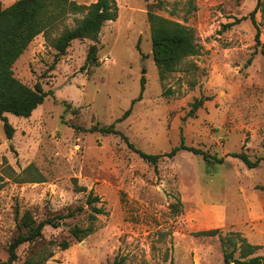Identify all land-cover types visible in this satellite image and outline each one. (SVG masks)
Returning <instances> with one entry per match:
<instances>
[{
    "label": "rangeland",
    "instance_id": "374dc122",
    "mask_svg": "<svg viewBox=\"0 0 264 264\" xmlns=\"http://www.w3.org/2000/svg\"><path fill=\"white\" fill-rule=\"evenodd\" d=\"M116 1L118 18L106 22L97 42L75 40L57 57L41 34L13 66L22 83L40 84L49 96L29 118L6 114L11 139L0 120V262L8 260L27 211L37 221L75 215L20 246L16 264H223L219 237L196 235L211 229L240 234L261 246L254 256H264V160L250 169L230 156L264 158V0ZM259 1L254 24L250 14ZM150 12L187 26L199 48L164 80L153 57ZM85 15L69 13L51 39ZM94 44L96 64L86 65ZM113 124L120 134L86 131ZM125 137L148 154L168 153L184 137L187 146L224 163L180 151L156 169ZM75 179L87 191L77 192ZM90 191L104 211L95 220ZM91 225V235L74 238L72 228Z\"/></svg>",
    "mask_w": 264,
    "mask_h": 264
},
{
    "label": "trees",
    "instance_id": "16d2710c",
    "mask_svg": "<svg viewBox=\"0 0 264 264\" xmlns=\"http://www.w3.org/2000/svg\"><path fill=\"white\" fill-rule=\"evenodd\" d=\"M261 5L258 2L255 10L250 14L251 21L256 24V13ZM86 12L85 17L78 22L74 28H66L57 38L51 39L50 32L58 25V22L64 20L69 13ZM119 14V7L116 0H97L90 5L78 4L74 0H18L9 7L3 8L0 3V120L4 122V129L8 138H13L14 128L9 123L6 114H12L21 118H29L32 116L41 105L44 104L49 96L40 84L34 88L22 83L13 71L14 64L24 54L34 39L43 34L48 41L51 42L53 48L57 51V57L65 55L72 42L75 40L90 39L98 41L99 36L106 22L116 21ZM148 19L151 26L152 51L155 64L159 70V75L162 80L168 75L177 71L178 65L187 57L196 56L199 54V48L195 42V36L191 29L187 26L174 22L157 14L150 12ZM241 23V20H236L235 24ZM261 32L257 29L256 41L260 44ZM261 49V54L264 56V46ZM98 48L94 44L89 48L86 65H95L97 61ZM145 89V78H142V92ZM142 94L139 99H141ZM137 100H134V105ZM204 100H198L194 109L202 106ZM130 108L122 119L130 115ZM76 131H81L83 128L74 127ZM87 132H99L102 134H120L115 125L107 127L94 126ZM125 140L129 143L128 138ZM130 147L140 155V157L148 163L155 166L157 169L159 160L164 157L173 158L180 151H188L194 155H201L208 162L215 161L224 163L223 158L210 156L208 153L201 150L189 147L185 144V139L182 137L179 146L165 154H148L137 149L133 144L129 143ZM231 157L241 160L248 168L254 169L264 160L258 158L252 160L249 155L244 152L232 153ZM2 178L0 177V183ZM77 192H85L87 188L80 186L77 179L74 180ZM1 186V184H0ZM100 198L94 196L93 191H90L87 198V203L92 207V220H95L97 215L104 214L102 208L94 206L99 202ZM178 201L177 205H180ZM176 209L177 206L174 205ZM75 215V211L69 212L66 216L57 215L37 221L30 211H27L20 220H18V233L9 244L8 260L0 262V264H16L18 260L17 250L20 246L26 243H32L43 236V230L47 226L58 228L68 217ZM95 231L93 225L86 228L76 226L71 232L74 238L82 241L83 238L91 235ZM198 237H219L224 249L223 264H264V256H254L261 246L251 244L247 239L241 237L240 234L223 235L220 229L205 230L196 233ZM62 249L70 247L69 242L60 244ZM238 253L239 256L235 257ZM53 256L50 253L48 256L41 259L46 261ZM39 263V262H38ZM22 264H37L33 259H27ZM112 264H121L120 261H115Z\"/></svg>",
    "mask_w": 264,
    "mask_h": 264
}]
</instances>
